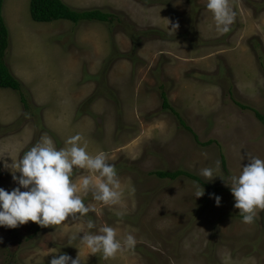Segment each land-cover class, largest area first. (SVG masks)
Segmentation results:
<instances>
[{"label": "rangeland", "instance_id": "1", "mask_svg": "<svg viewBox=\"0 0 264 264\" xmlns=\"http://www.w3.org/2000/svg\"><path fill=\"white\" fill-rule=\"evenodd\" d=\"M63 1L115 20L38 23L31 0L5 1V63L30 109L20 93L0 88V187L18 186L4 163L43 136L59 149L80 134L91 155L103 151L116 166L124 196L105 205L81 193L93 210L64 225L0 227V264H50L60 254L79 255L81 264H264V211L243 223L225 183L248 157L264 159L256 115H264V0H230L236 18L227 33L218 31L208 0ZM168 21L169 29L179 23L176 32ZM217 160L218 177L199 175ZM156 171H184L206 186L186 176L160 179ZM88 174L74 169L73 179ZM191 181L203 186V197L194 198ZM209 194L221 197L219 207ZM105 225L118 239L132 234L134 251L105 259L80 243Z\"/></svg>", "mask_w": 264, "mask_h": 264}, {"label": "clouds", "instance_id": "2", "mask_svg": "<svg viewBox=\"0 0 264 264\" xmlns=\"http://www.w3.org/2000/svg\"><path fill=\"white\" fill-rule=\"evenodd\" d=\"M207 8L213 13L218 31L229 32L236 18L230 0H208ZM169 24V32H176L179 28L178 22L172 23L171 29ZM87 148V141L80 134L70 136L65 147L59 149L45 135L19 160L4 163L18 186L11 191L0 187V227L15 229L29 221L41 227L78 221L93 210L85 205L81 193L90 192L95 201L105 205L120 204L124 191L116 166L108 163L105 152L91 155ZM248 159L249 163L242 167L239 175L224 181L234 197V208L239 210L242 222L252 224L259 212L264 211V159ZM220 167L221 162L217 160L214 167L201 169L199 175L212 181L218 177L215 173ZM74 169L87 170L89 174L81 175L77 182L73 179ZM97 173L98 176L95 175ZM190 183L194 188V198L205 195L203 186L197 181ZM209 197L215 200L217 207L220 206V196L209 194ZM118 215L123 217V213ZM95 226L94 220L89 218L87 229ZM99 232H85L79 240L91 253H102L105 259L113 258L124 250L134 251L136 247L137 240L132 234L123 240L118 239L116 229L109 225ZM50 264H81V261L79 255L74 259L68 254H60L54 256Z\"/></svg>", "mask_w": 264, "mask_h": 264}, {"label": "trees", "instance_id": "3", "mask_svg": "<svg viewBox=\"0 0 264 264\" xmlns=\"http://www.w3.org/2000/svg\"><path fill=\"white\" fill-rule=\"evenodd\" d=\"M6 0H0V88L14 90L21 94V101L25 109H30V104L23 93L22 82L11 72L5 63L7 50L9 49L10 32L3 16V8ZM30 12L32 19L38 23H53L56 21H70L76 25L86 21H97L110 23L115 20V16L103 10L79 11L68 6L63 0H31ZM163 108L171 109L166 93L162 94ZM257 117L264 123V115L256 111ZM186 126V123L180 119ZM189 128V127H187ZM223 166L225 160L223 159ZM160 179L176 180L181 176L195 179L206 186L200 179L184 171H156L151 173ZM41 227L40 229H42Z\"/></svg>", "mask_w": 264, "mask_h": 264}]
</instances>
